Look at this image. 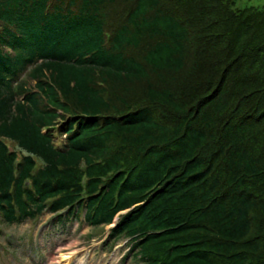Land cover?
Segmentation results:
<instances>
[{"label": "trees", "instance_id": "obj_1", "mask_svg": "<svg viewBox=\"0 0 264 264\" xmlns=\"http://www.w3.org/2000/svg\"><path fill=\"white\" fill-rule=\"evenodd\" d=\"M249 1L0 0L1 222L82 213L142 264H264Z\"/></svg>", "mask_w": 264, "mask_h": 264}, {"label": "rangeland", "instance_id": "obj_2", "mask_svg": "<svg viewBox=\"0 0 264 264\" xmlns=\"http://www.w3.org/2000/svg\"><path fill=\"white\" fill-rule=\"evenodd\" d=\"M107 231V226H87L80 216L59 222L52 221L49 213L19 223L0 220V264H57L61 255L69 254L73 255L70 264H142L132 257L126 240L109 242Z\"/></svg>", "mask_w": 264, "mask_h": 264}, {"label": "bare ground", "instance_id": "obj_3", "mask_svg": "<svg viewBox=\"0 0 264 264\" xmlns=\"http://www.w3.org/2000/svg\"><path fill=\"white\" fill-rule=\"evenodd\" d=\"M60 254L57 257H59ZM63 254H65V253H63ZM72 256H73L72 254H69V255H61V258L57 262V264H70V261H71Z\"/></svg>", "mask_w": 264, "mask_h": 264}]
</instances>
